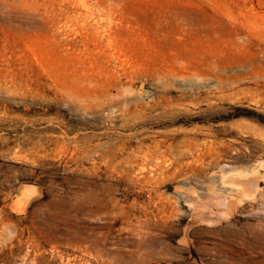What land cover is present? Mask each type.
Masks as SVG:
<instances>
[{"label": "rangeland", "instance_id": "1", "mask_svg": "<svg viewBox=\"0 0 264 264\" xmlns=\"http://www.w3.org/2000/svg\"><path fill=\"white\" fill-rule=\"evenodd\" d=\"M0 264H264V0H0Z\"/></svg>", "mask_w": 264, "mask_h": 264}]
</instances>
